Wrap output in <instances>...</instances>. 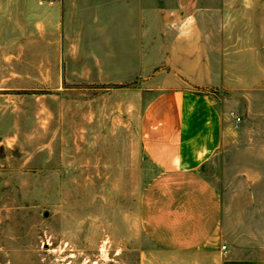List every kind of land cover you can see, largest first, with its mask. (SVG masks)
Masks as SVG:
<instances>
[{
    "label": "rangeland",
    "instance_id": "obj_1",
    "mask_svg": "<svg viewBox=\"0 0 264 264\" xmlns=\"http://www.w3.org/2000/svg\"><path fill=\"white\" fill-rule=\"evenodd\" d=\"M117 9L0 0V264H141L140 201L164 168L143 117L176 91L220 118L202 172L224 236L264 257V0Z\"/></svg>",
    "mask_w": 264,
    "mask_h": 264
},
{
    "label": "crops",
    "instance_id": "obj_2",
    "mask_svg": "<svg viewBox=\"0 0 264 264\" xmlns=\"http://www.w3.org/2000/svg\"><path fill=\"white\" fill-rule=\"evenodd\" d=\"M120 3L118 14L136 13ZM195 100L187 91L171 92L143 117L144 147L164 168L140 201L148 243L141 264H264V257L244 255V246L224 236L220 196L202 172L220 146L221 121L207 102Z\"/></svg>",
    "mask_w": 264,
    "mask_h": 264
},
{
    "label": "built area",
    "instance_id": "obj_3",
    "mask_svg": "<svg viewBox=\"0 0 264 264\" xmlns=\"http://www.w3.org/2000/svg\"><path fill=\"white\" fill-rule=\"evenodd\" d=\"M225 249V247H222V250H224Z\"/></svg>",
    "mask_w": 264,
    "mask_h": 264
},
{
    "label": "water",
    "instance_id": "obj_4",
    "mask_svg": "<svg viewBox=\"0 0 264 264\" xmlns=\"http://www.w3.org/2000/svg\"><path fill=\"white\" fill-rule=\"evenodd\" d=\"M47 215H45V217H46Z\"/></svg>",
    "mask_w": 264,
    "mask_h": 264
}]
</instances>
